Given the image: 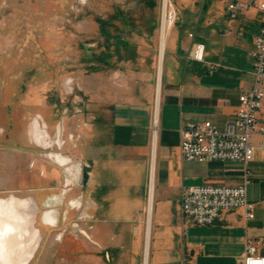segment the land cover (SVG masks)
Wrapping results in <instances>:
<instances>
[{
  "label": "crops",
  "instance_id": "crops-1",
  "mask_svg": "<svg viewBox=\"0 0 264 264\" xmlns=\"http://www.w3.org/2000/svg\"><path fill=\"white\" fill-rule=\"evenodd\" d=\"M231 1L247 0L208 3L205 0L198 13L185 9L176 28L170 31L169 35L176 30L171 38L167 37L165 45L155 145L151 136L155 91L146 88L131 96L130 92L116 89L108 75L104 94L103 84L98 87L99 76L94 78L96 88L92 90L90 110L82 112L80 121L86 126H79L80 135L75 141L74 159L80 166L76 167L67 157H50L64 167L63 190L58 196L50 183V169L58 166L44 157L49 162L45 163L48 173L43 182L48 184L30 196L36 209L29 212L30 219L39 205L63 199L67 188H75L72 206L77 217L81 216L82 232L108 255L126 247L135 251L140 246L142 230L145 236L151 184L149 167L154 159L150 264H241L246 240L264 238V150L260 148L263 140L260 134L255 133L252 138L255 156L248 166L247 197L254 205L253 219H247L244 210L239 209L224 214L211 226H191L184 221L181 211L185 188L236 187L244 183L241 163L188 162L180 150L181 130L186 123L210 121L222 130L235 118L241 93L253 85L250 53L263 14L251 11L232 22L228 17ZM186 22L189 28L179 31ZM195 44L205 47L204 63L189 59ZM259 123H264V110ZM60 128L61 132L57 131L60 135L56 132L58 138L64 132ZM40 129L33 126L35 143L51 148L48 133ZM71 138L73 141L74 137ZM58 141L54 145L62 144ZM68 166H74L73 174L66 170ZM68 178L74 184L67 187ZM32 180L39 178L34 176ZM82 180L84 184L79 188ZM44 208L41 225L47 229L42 220L47 212H57L56 225H59L57 209L49 205ZM87 217H91L90 235L83 230ZM259 253L264 256V250Z\"/></svg>",
  "mask_w": 264,
  "mask_h": 264
},
{
  "label": "rangeland",
  "instance_id": "rangeland-1",
  "mask_svg": "<svg viewBox=\"0 0 264 264\" xmlns=\"http://www.w3.org/2000/svg\"><path fill=\"white\" fill-rule=\"evenodd\" d=\"M169 1L172 31L185 9L198 13L205 0ZM163 11V0H0V225L4 232L13 227L23 241L9 242L0 264H142L143 230L135 251L126 247L109 255L82 232L72 207L75 188L67 189L65 201L39 205L32 219L28 207L34 203L30 196L48 184L43 176L50 157L62 155L75 164L77 132L97 76L104 94L108 75L131 96L155 91ZM188 28L186 22L178 30ZM34 124L48 133L51 148L35 143ZM58 139L62 144L54 145ZM51 162L58 167L50 169V183L60 196L64 167ZM34 176L39 180L33 182ZM48 205L57 209L59 225L45 229L40 218ZM90 222L83 220L89 235Z\"/></svg>",
  "mask_w": 264,
  "mask_h": 264
},
{
  "label": "built area",
  "instance_id": "built-area-1",
  "mask_svg": "<svg viewBox=\"0 0 264 264\" xmlns=\"http://www.w3.org/2000/svg\"><path fill=\"white\" fill-rule=\"evenodd\" d=\"M251 11L263 14L261 26L254 38L251 75L253 85L238 98V108L233 120L228 121L220 130L212 122H188L181 130L180 150L185 161L193 162H239L244 165V183L241 186H196L188 187L181 194V211L184 221L191 226H211L226 213L243 209L247 219L254 218V205L248 201L249 164L254 161L255 133L262 136L260 148L264 150V123H259L264 110V2L247 0L231 1L228 5L230 21ZM192 37V35H190ZM189 59L205 62V47L195 44ZM227 102H223L226 105ZM154 110V109H153ZM154 112V111H153ZM86 124L83 125L85 127ZM159 132V113H153L151 136L155 145ZM153 167L150 162L149 174ZM149 193V191H148ZM264 238H248L245 242L241 264H264Z\"/></svg>",
  "mask_w": 264,
  "mask_h": 264
},
{
  "label": "bare ground",
  "instance_id": "bare-ground-1",
  "mask_svg": "<svg viewBox=\"0 0 264 264\" xmlns=\"http://www.w3.org/2000/svg\"><path fill=\"white\" fill-rule=\"evenodd\" d=\"M169 2H170L169 0H163L164 11H163L161 28H160V34H159V49H158V61H157V81H156V87H155V107H154V115H155V117H157L158 113H159V110H158V108H159L158 105L159 104H158V102H159V97H160V94H161L162 66H163V59H164V53H165L166 40H167V37H168V35H169L170 31H171L173 23L175 21V15L174 16L172 14L169 15V11H168L169 6H170ZM33 126L36 129H40L36 124H34ZM59 130L61 132V128ZM60 132H57L58 135H60ZM38 133L40 135V132H38ZM58 140H59L58 142H60V139H58ZM58 156L61 159H63L62 157H64L62 155H58ZM153 162H154V159H152V163ZM77 166L79 167L80 164H77L76 167ZM66 170L70 174L71 173L73 174L74 173L73 172L74 166H68ZM73 184H74L73 179L72 178H68L67 181H66V186L68 187V186H71ZM152 200H153V167H152V170H151V184H150V194H149L148 208H147V222H146L145 236H144V247H143L142 264H150V217H151V212H152ZM35 210L36 209H35V207L33 205H29V211L30 212L34 213ZM56 215H57V212H47L44 215L43 219H42L44 224L49 226V227L55 228L57 226L56 225V223H57V216ZM1 216H3V215H1ZM25 229H27V228H25ZM9 242H11V245H13V246L22 245V243H23L21 236H17L15 234L13 227H9L4 232V228L1 227V225H0V257H2L3 259H4V256H5V251L10 249V247H9L10 244H8ZM22 253H23V251H22ZM27 255H29V254H27ZM22 258L24 260V256ZM8 259H9V257H8Z\"/></svg>",
  "mask_w": 264,
  "mask_h": 264
},
{
  "label": "flooded vegetation",
  "instance_id": "flooded-vegetation-1",
  "mask_svg": "<svg viewBox=\"0 0 264 264\" xmlns=\"http://www.w3.org/2000/svg\"><path fill=\"white\" fill-rule=\"evenodd\" d=\"M32 128H33V125H32ZM57 227V226H56Z\"/></svg>",
  "mask_w": 264,
  "mask_h": 264
}]
</instances>
